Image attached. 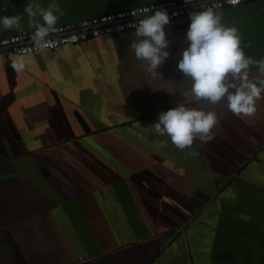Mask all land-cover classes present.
<instances>
[{
    "label": "crops",
    "instance_id": "1",
    "mask_svg": "<svg viewBox=\"0 0 264 264\" xmlns=\"http://www.w3.org/2000/svg\"><path fill=\"white\" fill-rule=\"evenodd\" d=\"M157 1L0 0V16L28 29V4L59 3L62 24ZM218 13L264 59V0ZM189 25L166 26L170 56L155 76L138 67L134 30L0 52V264H264V99L252 118L197 102L177 70ZM179 103L216 111L211 142L181 151L155 132Z\"/></svg>",
    "mask_w": 264,
    "mask_h": 264
},
{
    "label": "clouds",
    "instance_id": "2",
    "mask_svg": "<svg viewBox=\"0 0 264 264\" xmlns=\"http://www.w3.org/2000/svg\"><path fill=\"white\" fill-rule=\"evenodd\" d=\"M192 0H185L191 3ZM230 4L238 0H228ZM195 7V6H194ZM27 27L33 30L31 43L37 54H43L50 46V33L57 31L56 25L64 15L59 3L52 2L47 9L32 4L26 5ZM149 9L139 12L142 16L133 19L126 26L134 28V39L131 49L136 60L142 63L146 74L155 76L157 70L170 56V40L166 26L171 23L169 13L164 9H155L150 15ZM133 10L131 16L136 17ZM190 25L187 29L183 49L178 61L177 70L192 82L191 94L197 102L217 105L226 100V107L239 118H252L257 112V103L264 99V59L247 56L241 47L242 37L235 26L226 27L222 23L223 15L207 8L193 10L189 13ZM125 25L118 26L122 30ZM19 16H0V31H20ZM250 46V44L248 45ZM255 65L259 75L250 78L251 67ZM12 70L20 73L25 70L24 58L11 61ZM219 117L214 109L205 110L186 107L184 103L159 114L154 123L155 132L168 136L171 142L181 151L191 148L194 141L207 144L214 139V127ZM165 147V144H161ZM194 154V153H193Z\"/></svg>",
    "mask_w": 264,
    "mask_h": 264
},
{
    "label": "built area",
    "instance_id": "3",
    "mask_svg": "<svg viewBox=\"0 0 264 264\" xmlns=\"http://www.w3.org/2000/svg\"><path fill=\"white\" fill-rule=\"evenodd\" d=\"M248 1L250 0H238V3L230 4L228 0H192L191 3H185V0H164L128 9L112 10L79 21L57 24V31L50 33L51 46L48 50L55 53L62 45L77 44L90 38L121 34L129 30L135 31L134 28H129L126 25L133 19L138 22L142 18L139 12L143 9H149L147 15H150L155 9H164L169 13L171 21H173L180 18H188L189 13L193 10L213 8L214 11L220 12L227 6H238ZM133 10L138 11L136 17L131 16ZM120 25H125V27L122 30H117ZM32 31L30 29H22L15 34L0 38V52L8 56L35 53L34 46L30 40Z\"/></svg>",
    "mask_w": 264,
    "mask_h": 264
}]
</instances>
